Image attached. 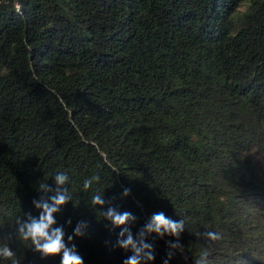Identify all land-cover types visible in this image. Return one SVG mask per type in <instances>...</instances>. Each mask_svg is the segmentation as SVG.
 <instances>
[{"label": "trees", "instance_id": "16d2710c", "mask_svg": "<svg viewBox=\"0 0 264 264\" xmlns=\"http://www.w3.org/2000/svg\"><path fill=\"white\" fill-rule=\"evenodd\" d=\"M262 160L264 0H0V247L14 252L0 264H60L17 231L59 171L72 201L54 227L84 264L132 255L114 247L109 206L137 218L134 237L154 213L184 221L182 248L153 233L144 264L204 251L208 264H264Z\"/></svg>", "mask_w": 264, "mask_h": 264}, {"label": "clouds", "instance_id": "9594fccd", "mask_svg": "<svg viewBox=\"0 0 264 264\" xmlns=\"http://www.w3.org/2000/svg\"><path fill=\"white\" fill-rule=\"evenodd\" d=\"M99 176H93L85 179L83 189L88 190L94 181H99ZM55 188H51L47 183L40 186V191L44 193L33 204L39 210V216L34 217L31 213L27 214V220L19 219L18 235L22 240L30 241L34 250L42 257L61 255L60 264H84L81 256L78 255L75 245L69 247L65 243V232L62 226L54 227L57 221L55 214L62 206L72 201V194L66 185L69 183V176L64 171L54 174ZM52 193L51 195H48ZM123 197L130 195V189L125 188L122 192ZM93 208L103 207L106 204L103 195L95 194L90 199ZM104 220L108 221L113 228H120L118 238L114 247H119L125 251L130 250L132 255L123 261V264H144V262L154 259L153 246L146 242V238L155 234L163 238L164 236H173L177 238L176 243H170V247L182 248L179 244L180 234L185 230L184 221H175L167 217L163 212L154 213L134 237L130 225L134 224L136 217L129 211H119L116 207L109 206L106 211L100 212ZM70 224L71 221L69 220ZM87 223L80 221L75 226L73 233L68 235L67 240L71 242L74 237H80L85 234ZM205 238L216 241L221 239L219 233L208 231L203 234ZM209 253L204 251L195 264H208ZM0 257L12 259L14 252L7 246L0 247ZM13 264H19L13 260Z\"/></svg>", "mask_w": 264, "mask_h": 264}, {"label": "rangeland", "instance_id": "374dc122", "mask_svg": "<svg viewBox=\"0 0 264 264\" xmlns=\"http://www.w3.org/2000/svg\"><path fill=\"white\" fill-rule=\"evenodd\" d=\"M245 2H248L249 0H244ZM246 7V3L241 6V9H244ZM263 166H264V160H262Z\"/></svg>", "mask_w": 264, "mask_h": 264}]
</instances>
